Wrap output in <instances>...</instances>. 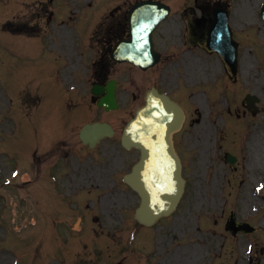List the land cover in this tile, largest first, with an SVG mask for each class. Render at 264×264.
Masks as SVG:
<instances>
[{"label":"rangeland","instance_id":"rangeland-1","mask_svg":"<svg viewBox=\"0 0 264 264\" xmlns=\"http://www.w3.org/2000/svg\"><path fill=\"white\" fill-rule=\"evenodd\" d=\"M41 1L48 0H0V86L3 93L14 97L15 117L20 120L12 117L13 122L22 126L18 135L15 133L8 139L12 147L7 150L11 160L22 162V173L12 179L11 184H6V180L0 181V264H12L13 258L19 257L20 264H33L34 254L38 261L35 264H43L45 258L40 251L41 245L47 255H54L58 246L56 239L65 244L64 256L59 257L65 259L60 260L64 264H172L178 254L184 264H264V196L258 198L253 192V187L259 184L264 195V155L256 167L251 166V153L253 150L256 153V146L264 150V26L258 21L259 3L263 0H220L230 5L231 22L242 43L243 71L238 84L225 80L227 72L223 64L216 57L209 63V59L201 55L202 48L195 50L197 55L192 51L179 54L178 49V67L173 73L172 89L179 92L180 97H176L184 102L190 116L195 119L179 136L189 184L176 214L164 219L154 229L139 230L134 240L131 236V229L135 226L132 211L138 206L139 198L119 180L136 160L137 154L125 153L120 146V137L126 122L144 104L143 98L136 101L126 94L120 99V109L111 114L96 107L79 113L82 101L75 96L68 99L64 94L70 108L75 104L79 106L78 111L72 116L74 125H69L68 116L60 118L56 125L57 111L62 114L65 104L63 90L51 78L55 76L51 75V70L52 67H61L64 62L59 52H51L47 48L46 42L34 41L33 32L50 26L48 18L52 10L55 14L49 27L51 31L56 30L55 26L63 25L60 20L66 19L68 12L62 3L65 0H57L54 5H44ZM67 1L75 8L80 0ZM134 1L125 0L117 4ZM164 1L174 9L172 19L160 30L161 36L166 38L177 34L178 16L187 14L190 19L196 8L195 0ZM91 9L85 10L84 21L75 25L76 32L83 33L80 32V24H85L86 29L93 26ZM72 12L75 16L76 12ZM199 14L200 11L198 17ZM35 18L41 26L33 30ZM187 18H179L183 33ZM57 34L63 47L70 48V32L65 30ZM5 44L14 57L8 55ZM51 45L61 49L58 38L49 42ZM88 46L86 50H90ZM73 59L76 58L73 56ZM77 63L78 60H72V65ZM83 66L79 64L82 72L85 71ZM246 70L254 73L253 82L246 80ZM193 72L195 77H192ZM28 74L30 80L26 79ZM123 74H128L131 82L122 85L136 94L139 93L136 88H131L132 84L144 90L155 84V72L146 75L128 69ZM205 81L209 83L199 84ZM20 84L19 98H16ZM194 84L199 85L194 87ZM248 92L260 98V110L253 114L242 105L238 112L241 123H238L237 110L241 106V98ZM0 97L1 138L11 131L12 123L7 115L9 101L4 95ZM33 101L41 102L40 109L30 121H25L34 111ZM209 103L214 106V113L208 109ZM91 119L108 121L117 128L111 142L117 144L123 153H110L112 149L105 147L91 158L84 151L78 134L82 124ZM246 124L251 135L241 145ZM208 133L211 134L209 137ZM59 140H63L67 148L54 153L52 148ZM68 151L71 155L63 158ZM3 152L1 147L0 170H5L6 177L11 173L12 164L8 163ZM227 154L235 155L237 163L228 162ZM60 157L66 161L59 162L53 171L59 178L56 185L60 186H56L46 170ZM82 174L89 175L82 177ZM24 176L28 178L25 180ZM62 191L73 193L68 198L76 202L74 207L81 208L84 204V209L79 213H72L69 208L66 210L72 201L69 199L66 203L61 200L59 195L63 197ZM251 191L258 201L257 212L251 211V204L245 206L244 199L252 197ZM83 199L90 202L87 207ZM93 200L95 202L91 203ZM82 216L83 232L78 233L74 226ZM231 219L238 223L248 220L256 230L234 235L227 229ZM35 220L37 224H34ZM70 241L77 243L76 249L69 247ZM37 243H42L40 249ZM249 244H253L251 254ZM48 262L61 264L57 258Z\"/></svg>","mask_w":264,"mask_h":264},{"label":"water","instance_id":"water-1","mask_svg":"<svg viewBox=\"0 0 264 264\" xmlns=\"http://www.w3.org/2000/svg\"><path fill=\"white\" fill-rule=\"evenodd\" d=\"M220 36H221V33L218 32L216 33V36H215V39H214V42L217 44V42L220 40ZM181 123V120L178 119L176 120V123L175 125H173L168 133V138H167V141L171 144V136H172V132L175 130V128L177 126H179ZM95 128L99 129L100 130V126H96ZM124 143L126 146H132L133 144L131 142H129L128 139H125L124 140ZM137 147L139 145H136ZM174 155V154H173ZM178 181H179V193H178V196L176 198L174 197H166L168 198L169 200H171L172 202V206L173 208H175L176 204L178 203V201L180 200L181 196H182V193H183V184L181 183V178L180 176H178ZM129 182L130 184L140 192V194L143 196V202H144V208H143V211L141 213V221L145 222V223H154L158 217H151L150 216V212H149V209H148V204H149V198L147 196V194L145 193L144 189H143V186L141 185V182L140 180L137 178V177H133L131 179H129Z\"/></svg>","mask_w":264,"mask_h":264},{"label":"bare ground","instance_id":"bare-ground-1","mask_svg":"<svg viewBox=\"0 0 264 264\" xmlns=\"http://www.w3.org/2000/svg\"><path fill=\"white\" fill-rule=\"evenodd\" d=\"M211 134L210 133H208V137L210 136ZM256 148H257V150H256V153H254V150H253V152L251 153V166H252V168L253 167H256L255 165L257 164V162H261V158L263 157V155H264V150L263 149H259V147L258 146H256ZM261 153H263L262 155H261ZM28 177L27 176H24V179L26 180ZM244 202H245V206L246 207H248L249 206V204H251V207H253L254 205H255V202H254V200H253V197H247L246 196V198L244 199ZM245 207V208H246ZM76 228H78V229H80V224H78L77 226H76ZM191 260H192V258H191ZM172 264H184L183 263V259L180 257V254H178L175 258H174V260L172 261Z\"/></svg>","mask_w":264,"mask_h":264}]
</instances>
